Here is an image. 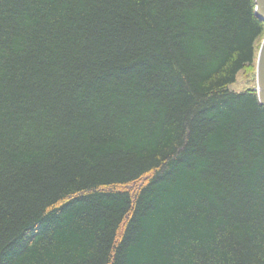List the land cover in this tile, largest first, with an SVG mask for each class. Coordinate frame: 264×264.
<instances>
[{"label": "trees", "instance_id": "1", "mask_svg": "<svg viewBox=\"0 0 264 264\" xmlns=\"http://www.w3.org/2000/svg\"><path fill=\"white\" fill-rule=\"evenodd\" d=\"M256 0H0V264H264Z\"/></svg>", "mask_w": 264, "mask_h": 264}, {"label": "water", "instance_id": "2", "mask_svg": "<svg viewBox=\"0 0 264 264\" xmlns=\"http://www.w3.org/2000/svg\"><path fill=\"white\" fill-rule=\"evenodd\" d=\"M256 15L264 23V0H256ZM256 86L259 101L264 106V39L257 56Z\"/></svg>", "mask_w": 264, "mask_h": 264}, {"label": "rangeland", "instance_id": "3", "mask_svg": "<svg viewBox=\"0 0 264 264\" xmlns=\"http://www.w3.org/2000/svg\"><path fill=\"white\" fill-rule=\"evenodd\" d=\"M234 91H244L247 89H256V71L255 73H241L238 76L236 84L231 86Z\"/></svg>", "mask_w": 264, "mask_h": 264}]
</instances>
